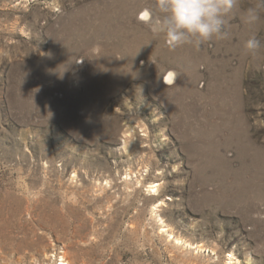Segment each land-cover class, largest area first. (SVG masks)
I'll return each instance as SVG.
<instances>
[{
	"label": "rangeland",
	"instance_id": "1",
	"mask_svg": "<svg viewBox=\"0 0 264 264\" xmlns=\"http://www.w3.org/2000/svg\"><path fill=\"white\" fill-rule=\"evenodd\" d=\"M253 3L172 51L154 0H0V264H264Z\"/></svg>",
	"mask_w": 264,
	"mask_h": 264
},
{
	"label": "clouds",
	"instance_id": "2",
	"mask_svg": "<svg viewBox=\"0 0 264 264\" xmlns=\"http://www.w3.org/2000/svg\"><path fill=\"white\" fill-rule=\"evenodd\" d=\"M240 0H154L152 7L143 9L144 19L153 37L163 36L169 50L184 45L199 47L212 39L230 37L226 30L227 17L239 8ZM264 15V0L243 10L242 20L255 27ZM150 41L149 44L150 45ZM245 53L255 56L262 47L255 34L243 44Z\"/></svg>",
	"mask_w": 264,
	"mask_h": 264
},
{
	"label": "bare ground",
	"instance_id": "3",
	"mask_svg": "<svg viewBox=\"0 0 264 264\" xmlns=\"http://www.w3.org/2000/svg\"><path fill=\"white\" fill-rule=\"evenodd\" d=\"M144 12L142 13V21H145V19H144ZM112 74V73H111ZM116 77H118L119 79H123V78H125V77H127V76H124V75H117ZM116 77H115V79H116ZM173 81H174V74H173V72H169L167 75H166V77H165V81H164V84L165 85H171L172 83H173ZM128 143H130V140H129V137L127 136V137H125L124 138V144L125 145H128ZM149 190H150V192H156L157 190H156V186H151L150 188H149ZM228 258V257H227ZM232 258H233V256H231V258H229V259H231L232 260ZM58 261H56L55 263L57 264V263H59V264H73L70 260H68V258H67V256L65 255V253L64 252H62V255H60V256H58ZM226 264H232V263H226Z\"/></svg>",
	"mask_w": 264,
	"mask_h": 264
}]
</instances>
